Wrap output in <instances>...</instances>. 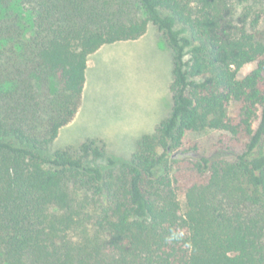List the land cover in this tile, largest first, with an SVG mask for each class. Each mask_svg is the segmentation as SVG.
Here are the masks:
<instances>
[{"label":"trees","instance_id":"obj_1","mask_svg":"<svg viewBox=\"0 0 264 264\" xmlns=\"http://www.w3.org/2000/svg\"><path fill=\"white\" fill-rule=\"evenodd\" d=\"M149 25L166 118L121 163L51 151L88 57ZM0 264H264V0H0Z\"/></svg>","mask_w":264,"mask_h":264},{"label":"rangeland","instance_id":"obj_2","mask_svg":"<svg viewBox=\"0 0 264 264\" xmlns=\"http://www.w3.org/2000/svg\"><path fill=\"white\" fill-rule=\"evenodd\" d=\"M253 68L252 64L242 67L239 77ZM85 75L84 107L82 102L50 150L99 139L108 156L117 163L126 161L136 139L152 133L171 109L172 52L161 32L149 25L140 39L106 45L90 55ZM214 139L208 134L189 137L207 156H216L211 147Z\"/></svg>","mask_w":264,"mask_h":264},{"label":"crops","instance_id":"obj_3","mask_svg":"<svg viewBox=\"0 0 264 264\" xmlns=\"http://www.w3.org/2000/svg\"><path fill=\"white\" fill-rule=\"evenodd\" d=\"M105 46H106V45H105ZM85 84H86V83H85ZM83 92H84V91H83ZM85 93H87V89H86V88H85ZM83 99H84V96H83ZM82 102H83V107H84V100H83ZM82 102H81V103H82ZM81 106H82V105H81ZM140 137H141V136H140ZM140 137H139V138H140ZM137 139H138V138H137ZM137 139H136V141H137Z\"/></svg>","mask_w":264,"mask_h":264}]
</instances>
